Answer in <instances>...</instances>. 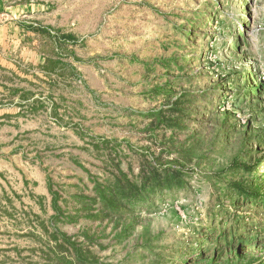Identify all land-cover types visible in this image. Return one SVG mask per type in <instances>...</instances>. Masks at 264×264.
<instances>
[{"label":"rangeland","instance_id":"obj_1","mask_svg":"<svg viewBox=\"0 0 264 264\" xmlns=\"http://www.w3.org/2000/svg\"><path fill=\"white\" fill-rule=\"evenodd\" d=\"M2 1L0 264H172L222 210L264 220L222 191L264 181V92L232 93L264 84V0ZM119 174L144 201L101 210Z\"/></svg>","mask_w":264,"mask_h":264},{"label":"trees","instance_id":"obj_2","mask_svg":"<svg viewBox=\"0 0 264 264\" xmlns=\"http://www.w3.org/2000/svg\"><path fill=\"white\" fill-rule=\"evenodd\" d=\"M237 38L240 39L241 35H236ZM245 38H242L240 41H244ZM240 43V42H239ZM236 48L239 45L235 46ZM251 77V74H249ZM249 76H245V80H248ZM251 88H248L246 91H242L238 88H235V91H232L233 95L243 97H249L250 95L256 94L260 95L264 92V84L261 82H255L250 84ZM213 112V109H212ZM215 112V110H214ZM257 170V166H253L252 168H248V178L243 181L231 182L226 188L222 191L234 193L236 198L239 196L241 199H249L253 205L254 209H260L264 211V181L259 176H251V173ZM160 174H165L166 177L170 179L180 180V176L178 172L174 170H162L159 168H152V176L151 178L158 177ZM144 179L141 180V188H136V186H132L130 184H123L127 179L126 176L122 174L115 175L114 181L109 185L102 186L100 188L95 187V191H97L98 201L101 203V210H115L121 209L127 203L143 200V184H146V174H144ZM246 183V184H244ZM134 187V188H133ZM152 188L155 191H161L165 189H170L171 186L166 184L162 186L159 183H154ZM135 189V192H134ZM134 192L135 195L132 193ZM96 197V198H97ZM96 198L93 201H96ZM235 199L231 200L230 203L233 204L235 208L241 207L239 204H235ZM259 203V206H256ZM54 205V200H53ZM227 210H222L216 217L219 218L217 222L209 221L202 222L199 225L198 237L195 242L192 244H186L187 251L183 252V254L179 255V259L172 264H193L200 263L202 261L210 264H239L242 257L241 254L248 246H250L253 242H264V220L256 222H252L249 219L245 222L239 214H232L230 217L225 218ZM229 215V214H226ZM249 224L250 228L246 226ZM258 231V232H257ZM253 232H256L253 236ZM63 242L70 243L69 239L63 237ZM71 244V243H70ZM62 244H58V247H61ZM76 253V252H75ZM232 254V258H234L235 263L232 258L229 256ZM228 259H224V257ZM80 256L77 258L79 259ZM221 260V261H220ZM172 262L171 260L169 261ZM169 262L163 263L168 264ZM251 264H264V258H261L257 263Z\"/></svg>","mask_w":264,"mask_h":264},{"label":"crops","instance_id":"obj_3","mask_svg":"<svg viewBox=\"0 0 264 264\" xmlns=\"http://www.w3.org/2000/svg\"><path fill=\"white\" fill-rule=\"evenodd\" d=\"M0 11H4L6 13H9L11 14L10 16H12L13 12H12V8L10 7H6L5 5V1H2L0 0ZM11 18H15L14 15L11 17ZM10 18V19H11ZM10 23H8L9 25ZM12 24H15V23H12ZM10 29L13 30V31H16L18 28H16L15 26H10ZM23 31V35L24 36H29V31H25V30H22ZM27 32V34H26ZM57 41L58 43L60 42H64L65 45L67 46L68 49H71V53L73 54L75 51H76V48L78 47V35H77V32L73 30H61L59 32V36H57ZM63 43V44H64ZM61 56V54H59ZM76 55V54H75ZM64 56V55H62ZM77 56V55H76Z\"/></svg>","mask_w":264,"mask_h":264}]
</instances>
